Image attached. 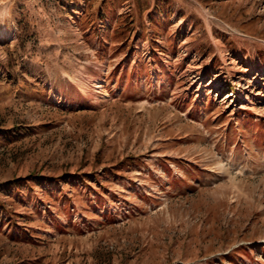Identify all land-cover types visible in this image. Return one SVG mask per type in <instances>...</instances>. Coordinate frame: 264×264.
<instances>
[{
    "label": "rangeland",
    "instance_id": "obj_1",
    "mask_svg": "<svg viewBox=\"0 0 264 264\" xmlns=\"http://www.w3.org/2000/svg\"><path fill=\"white\" fill-rule=\"evenodd\" d=\"M0 264H264V0H0Z\"/></svg>",
    "mask_w": 264,
    "mask_h": 264
}]
</instances>
